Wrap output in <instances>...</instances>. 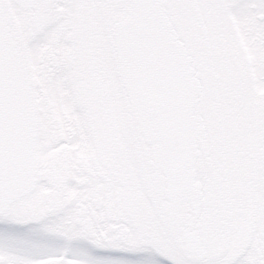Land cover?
I'll use <instances>...</instances> for the list:
<instances>
[{
	"label": "snow or ice",
	"instance_id": "obj_1",
	"mask_svg": "<svg viewBox=\"0 0 264 264\" xmlns=\"http://www.w3.org/2000/svg\"><path fill=\"white\" fill-rule=\"evenodd\" d=\"M0 264H264V0H0Z\"/></svg>",
	"mask_w": 264,
	"mask_h": 264
}]
</instances>
